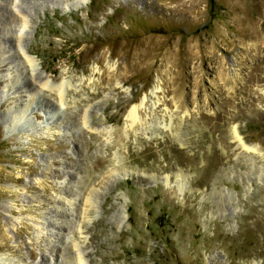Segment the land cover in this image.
I'll list each match as a JSON object with an SVG mask.
<instances>
[{"label":"rangeland","instance_id":"374dc122","mask_svg":"<svg viewBox=\"0 0 264 264\" xmlns=\"http://www.w3.org/2000/svg\"><path fill=\"white\" fill-rule=\"evenodd\" d=\"M91 1L0 0V264H264V0Z\"/></svg>","mask_w":264,"mask_h":264},{"label":"bare ground","instance_id":"6f19581e","mask_svg":"<svg viewBox=\"0 0 264 264\" xmlns=\"http://www.w3.org/2000/svg\"><path fill=\"white\" fill-rule=\"evenodd\" d=\"M132 116H133V113H130V114L128 115V119L132 118ZM239 140H240V138H239Z\"/></svg>","mask_w":264,"mask_h":264},{"label":"trees","instance_id":"16d2710c","mask_svg":"<svg viewBox=\"0 0 264 264\" xmlns=\"http://www.w3.org/2000/svg\"><path fill=\"white\" fill-rule=\"evenodd\" d=\"M93 3H94V0L91 1V4H93Z\"/></svg>","mask_w":264,"mask_h":264}]
</instances>
